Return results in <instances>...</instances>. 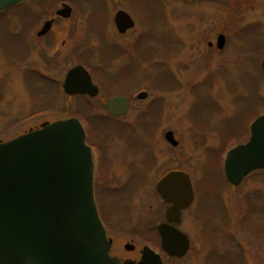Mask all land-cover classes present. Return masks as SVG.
<instances>
[{
    "label": "rangeland",
    "instance_id": "obj_1",
    "mask_svg": "<svg viewBox=\"0 0 264 264\" xmlns=\"http://www.w3.org/2000/svg\"><path fill=\"white\" fill-rule=\"evenodd\" d=\"M61 1L70 2L75 13L78 11L66 26L74 35L72 47L76 40L86 43L87 67L95 73L99 70L103 78H113L122 66L133 64L130 83L134 82V87L123 94L132 100L131 107L125 116L110 118L105 108L109 87L104 89L96 79L93 82L100 89L98 98H65L60 87L62 77L75 65L68 54L72 47L66 37L61 33L55 40L60 48L65 41L60 53L52 57L59 59L55 64L58 67L42 61L36 64L30 54L19 61L15 48L5 44L10 41L5 34L8 30L7 34L15 33L21 22L11 16L14 12H7L0 16L4 19L0 27V143L38 129L43 122L76 117L81 122L83 116L77 114V106L86 104L91 121L98 126L96 136L102 141L99 145L109 168L110 189L122 187L135 173L146 175L141 186L132 188L124 203L120 201L124 205L119 203L120 211L115 209L113 199L110 201L113 211L129 221L116 237L120 258H132L123 250L130 239L138 241L133 242L136 252L142 245L159 252L151 239L143 240L144 232L139 240L133 231H151L161 221L164 205L156 194V182L169 171H181L189 177L194 195L179 225L191 248L183 259H169L166 264H264V170L232 187L222 174L224 155L218 157L244 144L254 116L264 115V79L256 70V61L264 54V0H96L103 10L99 11L101 21L94 16V28L85 22L87 14L92 13L88 0H50L51 8ZM38 3L42 0L23 2L22 8L29 10L30 18L31 13L42 16L50 11L49 6L42 9ZM117 10L126 11L135 21L134 29L123 40L116 37L112 23ZM219 34L226 38L225 47L219 51L214 46L208 48L207 43L214 45ZM139 36L140 43L134 48L132 44ZM113 43L123 49L118 61L112 57ZM144 44L151 50L150 59L145 51L138 50ZM37 67L54 85L47 105L31 98L23 87L26 68ZM161 72L168 74L166 83ZM163 84L167 91L160 92ZM141 91L148 94L147 98L136 100ZM84 120L90 143L94 130L89 132ZM167 131L177 141L175 148L164 140Z\"/></svg>",
    "mask_w": 264,
    "mask_h": 264
},
{
    "label": "water",
    "instance_id": "obj_2",
    "mask_svg": "<svg viewBox=\"0 0 264 264\" xmlns=\"http://www.w3.org/2000/svg\"><path fill=\"white\" fill-rule=\"evenodd\" d=\"M20 1L0 0V11ZM70 13L71 9L64 6L57 14L67 18ZM114 24L120 34L134 25L124 11L115 14ZM223 45L220 35L216 46L222 49ZM261 68L264 75V56ZM63 90L67 95L98 94L88 72L80 66L67 73ZM146 96L141 93L137 99ZM106 109L110 116H121L128 109V101L113 97ZM249 132L248 141L224 157V177L233 187L249 174L264 170V115L251 123ZM164 138L171 146L177 145L171 132ZM84 140L79 122L69 119L42 124L35 131L0 143V264H119L108 256L93 200L91 153ZM156 191L170 204L168 223L157 227L161 248L168 256L181 258L189 249V241L169 223H178L181 211L193 201L189 177L169 173L158 182ZM138 264L162 263L143 248Z\"/></svg>",
    "mask_w": 264,
    "mask_h": 264
},
{
    "label": "flooded vegetation",
    "instance_id": "obj_3",
    "mask_svg": "<svg viewBox=\"0 0 264 264\" xmlns=\"http://www.w3.org/2000/svg\"><path fill=\"white\" fill-rule=\"evenodd\" d=\"M23 2L9 8L5 11L0 12V16L6 14L7 12H14L13 14H11V16L17 17L21 22V25H18V30L15 31V33H13L12 35H10V33H8L9 34L8 35L7 32H9V30L6 32L5 35L8 37V39L10 41H8L5 44L7 46H9V48H13V47L15 48V50H16L15 55L19 61L24 60V58L26 56H29V54H30L32 57H34L36 64H39V62L42 61V63L48 64L49 66H52L53 68L58 67L55 64L59 61V59L58 58L52 59V57L55 55V53H58V54L60 53V51L62 50V48L64 46L65 41L62 42V45L60 48V47H56L55 40L57 39V37L60 36L61 33H62L61 36L64 35L66 37L65 40H67L68 44H70L72 42V40H74V35H71V32H70V26H66V25H70L71 17L73 15L77 16L78 11H77V13H75L73 6H70L71 5L70 2L64 3V1H61V3H59L57 6L54 5V7L51 8L50 0H42V3H38V6L42 9L43 8L46 9L49 6L50 11L48 9L45 10V13L47 11H49V12L47 15H42V16H40L38 14L35 15V14L31 13V18H30L29 10L22 8ZM69 3H70V5H68ZM64 6H68L71 9L70 16L67 18H64V17L57 14L61 9L64 8ZM51 9H53V10H51ZM118 11H124V10H117L114 13L112 23H113L114 30L116 32V37H118V39L123 40L134 29L135 21L133 20V16H131L126 11H124L131 18L134 25L131 29L127 30L124 34H120L118 32V30L115 28V24H114V16ZM38 16H40V17H38ZM79 17L82 18L81 16H79ZM24 19H26V21H24ZM3 21H4V19L0 18V27L3 26ZM74 22L75 21L72 20V24ZM85 22L87 23V21H85ZM47 23H49V26H48L47 30L42 33V30ZM81 23H82V20H81ZM61 25H64V26H61ZM5 26L6 25H4V27ZM58 27L60 28L59 29L60 33H57L55 35V32L57 31ZM220 35L224 37V45H223V48H224L225 43H226V38L222 34L217 35V37ZM217 37L215 38L214 45L211 42L207 43L208 48L211 49L214 46L218 51L223 49V48L222 49L217 48V46H216ZM75 43H77L76 45L73 44V45H75V47L74 46L72 47V44H70V47H72V52L69 51V53H68L69 55L71 54L70 58L73 59V62L75 65L69 67L66 70L64 76L62 77V81L60 84L61 91L63 93V96L65 98H67L68 100H78V99H80V100L83 99L84 101H87V99L94 100L100 96V89L98 86H96L94 84L93 81L95 78L92 76L90 69H88V67H87L86 60H87L88 47L86 46V43L82 39H80L79 42L76 40ZM139 43H140V36L136 39V41H134L132 46H134V48H136V46ZM178 44H179V42H178ZM139 47H140V49H139ZM139 47H138V50L139 51H145V54L147 55V59H150L151 50L147 49L148 46L144 44V45H141ZM0 48H1V46H0ZM111 50H112L113 60H116V61L120 60L122 57L121 54L123 53L122 47L119 44L113 43ZM263 56H264V54L260 57V59L258 61H256V70L258 71V74L261 77L263 76L262 75V68H261V60H262ZM53 60H55V62ZM143 63H146V62H143ZM41 65L45 66L43 64H40V67H41ZM124 65H125V62H124ZM77 66L84 68L88 72L92 83L97 87L98 94L95 97H89L85 94L67 95L64 92L63 84L65 81L66 75L71 69H73L74 67H77ZM122 67H121L122 70L121 69L118 70L115 74H113V78H112L113 83H114L113 86L115 85V88H118L119 94H115L112 97H110L109 95H106V96H108V98L105 102V108H106V103L108 102L109 99H111L113 97L121 96V97H124L128 101V109H127V112H128V110L131 107V101L132 100H130L129 96H125L123 94L124 93L127 94L134 87V82L130 83V81H131L130 78L132 77L131 71H132L133 64L131 65L130 63H128L126 66H124L123 68ZM164 70L166 72V69H164ZM163 72H161L162 74L160 75V77H164V82L166 83L165 80H169V78L166 77V76H168V74L163 73ZM46 76H48V74L46 75V73H44V71L43 72L39 71V67L34 68V69L33 68L32 69L26 68V71L24 72L23 82H22L23 87H24L25 91L29 94V96H31V98H33L35 100L38 99V102H40L42 100L46 101L44 104H46L47 101L49 100V98H51V96H52L50 93L51 85L54 87L53 84H50V81L47 79L48 77H46ZM170 78L173 82H175V79L173 77H170ZM148 79H150L149 81H151L150 77ZM164 85L165 84H163L161 86V87H163L162 90L158 89L160 92L167 91L165 89L167 86H164ZM171 85L174 86L173 84H171ZM0 88H1V82H0ZM141 93H145L146 95H148L144 91H141L139 94H141ZM138 95H137V97H138ZM137 97H136V100H137ZM146 98H147V96H146ZM145 99H143V100H145ZM78 107H80V109ZM77 111L82 115L83 112L87 111V105L84 104L83 106L82 105L77 106ZM126 113L122 116H110L108 113L107 114L110 116V118H121V117L125 116ZM77 118L78 117H76L75 119H77ZM67 119H69V118H67ZM80 119H81V123H82V119H85V118L80 117ZM43 123H47V122H43ZM27 132H29V130ZM27 132H25V133H27ZM168 132H171V131L165 132L164 136ZM172 135H173V133H172ZM86 139L88 140V137H86ZM173 139H174V136H173ZM92 141L95 143L90 142L89 147L91 149L92 162H93V196H94V200L96 203L99 220H100V222L103 226V229L105 231L106 241H107V244L109 247V255L111 257L117 259L120 262V264H125L127 261H134L137 263L141 260L143 248H149L150 245L148 247L142 245L141 248L138 249L139 251L136 252V250H137L136 245L133 242H138V241L130 239L128 242L124 243L123 250L132 254L133 255L132 258L128 259V260L127 259L124 260L118 256L116 237L121 233L120 230H122L124 226H127L129 224V221L125 217L124 214H122L120 212H118V214H117L113 211L114 210L113 204L111 205L110 201H111V199H113L115 209L117 211H120L121 208L119 206V203L122 204V206H124L123 203H124V200L127 198L126 196L130 194V191H132V188L137 187V186H141L140 183L142 182L143 179H145L146 175H144L145 176L144 177L142 173H135V176L132 178H129L130 180L128 179L126 181V184L123 185L122 187L119 186L118 189H117V187H115V189H110L109 183L107 181V178L109 177V176H107L108 172H109V168L106 165L103 149L100 146L102 144L101 143L102 141L98 140L94 136H92ZM171 147H173V146H171ZM175 147H173V148H175ZM151 165L152 164L149 163L148 167L149 168L152 167ZM148 170L149 169L144 170V172H146ZM172 172L183 173L181 171H169L168 173H172ZM168 173L164 174L156 182V185ZM156 185H155V189H156ZM158 197H159L161 203L164 205V210L162 212L161 221L157 222L155 227H153V229H151V231H148L145 229L142 231V229L139 228L137 231H136V229L133 231V235L137 236L140 240L139 236L142 237V233L144 232L143 238L148 237V239H151V241L154 242L156 247H158L159 252H155L152 249L151 250L154 253L159 255V258H160L162 264H166V263H168L167 260H169V259L170 260H176V261L183 259L188 254V252L191 248V241L188 238V236L185 235L179 229V225L182 223V213L184 211H186V209H185V210L181 211L180 221L178 223H175V222L169 223V225L187 237V239L189 241V250L187 251L185 256H183L181 258H176V257L168 256L161 249L160 236L158 234L157 227L161 224H167L168 223L167 219H166V211L168 210L170 205L166 204L160 198L159 195H158ZM120 201H122L123 203ZM115 215H118V217ZM115 217H117L116 221L114 220ZM145 238L143 239L144 241H145ZM148 241H145V242H148ZM149 244H152V242Z\"/></svg>",
    "mask_w": 264,
    "mask_h": 264
},
{
    "label": "trees",
    "instance_id": "obj_4",
    "mask_svg": "<svg viewBox=\"0 0 264 264\" xmlns=\"http://www.w3.org/2000/svg\"><path fill=\"white\" fill-rule=\"evenodd\" d=\"M96 2V3H95ZM86 3H87V5H88V8L90 7L91 9H92V13L90 14V16H89V14H87V19H86V21H87V23H89V25H91L93 28L97 25V24H95V19H94V16L95 15H98V17H97V21L98 20H100L101 21V13L99 12V11H102L103 10V7L101 6V4H100V2L99 1H93V0H88V1H86ZM97 5V6H96ZM146 6V5H145ZM94 11V12H93ZM96 21V22H97ZM98 36H99V38H100V40L99 41H101V37H100V33L98 34ZM111 53H112V51H111ZM103 52H101L100 50H99V56L101 57V62L102 63H104V61H105V57H103ZM98 56V57H99ZM105 56V55H104ZM88 69H90V71H91V74H92V76L96 79V80H99L100 81V83H101V86L104 88V89H106V88H108L109 87V89L108 90H110L109 91V93L107 94V95H109V96H111L110 94H119V91H118V88H115V85L113 86V84L114 83H112V78H109L108 77V75L106 76V77H104L103 78V75H102V73L98 70L97 71V73H95V71H92L91 70V68H89L88 67ZM104 74V75H105ZM264 79V78H263ZM159 84H157V86H158ZM113 88V89H112ZM163 89V87H159V90H162ZM111 92V93H110ZM89 109V110H88ZM249 111H252V110H249ZM78 112V111H77ZM244 113H245V111H244ZM77 114H79V112L77 113ZM82 115H83V117L84 116H86V118H85V120L83 121V122H85L86 124H87V127H88V130H89V132H90V130H91V132L94 130V132H92L91 134L94 136V137H96L97 138V136H96V134H97V131H96V129H97V127L98 126H96L94 123H93V121H91V117H90V108L89 107H87V111L86 112H83L82 113ZM257 116H254V118H256ZM234 134V133H233ZM235 136H236V138L238 137L236 134H234ZM235 136H233V137H235ZM100 140V139H99ZM101 141V140H100ZM238 141H239V143H240V141L241 140H239L238 139ZM224 154L222 153V154H219L218 155V157H220V156H223ZM217 160V157H216V159H215V161ZM215 161H212V166L214 165L215 167H217V164L215 163ZM211 166V167H212ZM219 168H220V170H221V163H219ZM209 172V171H208ZM212 188H213V186H212Z\"/></svg>",
    "mask_w": 264,
    "mask_h": 264
}]
</instances>
